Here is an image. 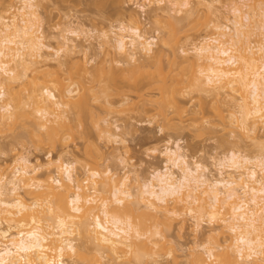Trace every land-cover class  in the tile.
Wrapping results in <instances>:
<instances>
[{
  "label": "bare ground",
  "instance_id": "6f19581e",
  "mask_svg": "<svg viewBox=\"0 0 264 264\" xmlns=\"http://www.w3.org/2000/svg\"><path fill=\"white\" fill-rule=\"evenodd\" d=\"M140 1L139 10L145 14L150 12L152 17L158 18L166 13L171 19V28L168 34L159 36L160 40L158 36V39L152 38L144 29L141 19L137 15H130L129 26L120 24L116 30L102 32L101 48L119 57H112V64L132 65L143 57L157 58L156 71L151 73L154 77L147 72L145 79L140 69L142 67L143 70L146 65L139 62L132 71L140 68L135 73L141 76L133 78L127 85H122V75L114 66L105 69L100 65L92 69L87 67L89 62L74 61L73 56L78 53L79 46L69 35L79 37L81 31L78 29H65L57 48L47 45L43 18L36 0H21L16 8L14 3L4 7V11L0 12V124L5 125V121H11V118L17 123L15 119L19 117L32 116L36 121L34 126L41 122L39 129H44L47 134L46 139L39 141L56 146L67 139L65 135L69 131H64L68 130V125L63 123L66 126L64 129L61 123L67 115L75 113L77 119L82 121L88 112L94 114L88 104L90 97L85 94L88 82L92 84V91L98 88L100 93L107 96L122 97L118 102L122 106L128 102L126 88L145 100L143 90L156 86L162 98L160 114L165 117L167 109H173L177 114L184 113L178 94L189 88H197L214 93L217 101L227 105L226 110L232 120L230 124L243 129L254 146H261L256 131L260 123L264 124V0ZM218 4L229 6L230 16L226 17V21L232 27L219 22L221 14L217 20L210 19L213 20L210 27L214 33L212 30L209 34L212 32L213 35L190 42L183 50L186 62L190 63L188 65L187 62L188 70H185L187 65L183 66L184 70L180 68L175 73L171 69L165 70L162 54H159L161 51L159 48L155 51V42L159 40L162 46L171 49L175 58L180 34L184 31L183 21L193 17L200 8L216 15L220 12ZM173 13H185L186 16L178 19ZM7 14L10 16L6 17ZM80 48H83V54H88L87 46ZM46 49L54 53L46 54ZM51 65L57 72L50 71ZM63 68H67L69 84L58 74ZM40 72L41 75L37 74ZM28 73L33 74L31 79L35 78L34 74L39 75L35 78L38 83L29 80L35 85L32 89L29 86L28 92L24 93L27 86L23 84L24 80L31 76ZM23 78L20 88L24 89L15 90L14 85ZM76 84L85 89L83 93L79 92ZM115 104L108 101L103 109L111 113ZM219 112L223 113V110L219 108ZM42 120L52 126L43 124ZM102 120L104 125L100 128L104 135L113 143L124 145L122 136L114 131L111 121ZM58 122L60 125L57 124V127ZM252 133L254 136L249 135ZM126 147L123 149L129 153V147ZM182 147L171 141H167L161 151L158 146L153 147L151 152H159L165 158L166 165L164 169L155 170L147 180L135 169L132 174L126 170L130 164L123 158L126 157L124 151L121 153L123 156L119 151L116 154L125 169L123 176L119 177L109 168L104 172L93 168L86 169L84 180L76 174L77 162L71 159L52 158L50 162L35 165L26 155L16 157L11 173H8V166L3 168L4 173L0 175V264H73V261L78 264H100L102 259L98 255L103 259L110 258L115 263L124 259L129 263H139L145 257L153 259L158 255L154 251L160 248L154 242L157 237L165 240L163 244L170 245L167 257H174V251L184 253L186 250L167 240L162 232L164 230L158 228L159 220L164 219L166 222L163 223L171 226L175 223L173 221L180 219L184 224L185 216L194 221L197 233L204 220L208 219L232 237V241L227 240L228 245L221 246L219 241H210L188 249L187 264H264V150L255 157L239 151L232 152L227 160H219L216 164L220 175L217 178L200 162H191ZM44 169L54 171L56 175L43 179ZM85 183H91V187ZM108 192L111 197L106 195ZM135 212L142 213L147 220H135ZM79 238H83L80 245ZM84 240L91 245L88 246L89 250L93 245L91 250L94 253L85 250L88 248ZM149 242H154L150 244L152 247L148 245ZM219 250L221 252L216 253ZM202 252L214 257L215 261L206 262ZM174 261L178 264L176 259ZM153 264H157V261Z\"/></svg>",
  "mask_w": 264,
  "mask_h": 264
},
{
  "label": "rangeland",
  "instance_id": "374dc122",
  "mask_svg": "<svg viewBox=\"0 0 264 264\" xmlns=\"http://www.w3.org/2000/svg\"><path fill=\"white\" fill-rule=\"evenodd\" d=\"M20 1L21 0H0V12L4 11V7L7 8L8 5H11L12 3H14V8L18 7V5L20 6ZM36 2H39L38 9L40 11L41 17L43 18V32L46 35L45 43L47 45L53 46L52 48H57L58 42L61 40L60 35L64 34L65 29H78V31H81L79 37L77 35H69L70 38L75 40L74 43L79 46L78 51H76L78 53H74V61L76 62L78 59V62H89L87 63V67L92 69H94L96 66H104L105 69H109L110 66H114L122 75V85H127L130 81L134 80L133 78L141 76L139 73H135V71H138L140 68L135 69L134 72L132 71V69L134 70V65L137 64L135 66H138L139 62L140 65H146L143 67V70L142 67L140 69V72H142L143 77L146 79V73L150 72L151 74L154 71L156 67L155 59L157 58H150V60L147 57H143V59H139L138 63L132 64L133 68H131L132 65L123 63L112 64L110 63V59L114 57V52L106 53V49L103 47L101 48L100 43L102 42V32L104 30H116L120 24H126V26H129L131 17L133 15H137L138 18L141 19L144 29L152 38H157V36H165V34H168L169 28H171L169 23V20L171 19L168 17V15H166V13L165 16L162 15L164 14L162 13V16L158 17V20V18L152 17L153 15L151 16L150 12L145 14L139 10L138 4L141 3L140 0H36ZM217 7L220 9V12L216 15H214L215 13L213 14V12L210 14L208 9L200 8L199 11L197 10V12L193 15V17L183 21V24L185 25L184 31L180 34V42L176 47L177 56L175 58L171 49L161 45V42H159L161 38L159 37V40L155 42L157 44L154 46L156 49H154L155 51H158L159 48L161 51L159 54H162L161 61L165 70L171 69L174 71V73L175 71L178 72L180 68L184 70L183 66L185 67L188 61L186 62L185 60L186 55L183 50L187 48L186 45H188L190 42H198V40L202 39L204 36L210 37V35H213L212 32L214 33V30L212 27H210L213 20L211 21L210 19L217 20V16L220 17L221 14L222 16L220 18L221 20L219 19V22L225 26L229 25V27H232L231 24H227L226 21V17L230 16L228 15L229 6L218 4ZM149 11H151V9H149ZM8 15L9 14H7L6 17ZM172 15L178 19L184 18L186 16L185 13H173ZM210 31H212L211 34H209ZM85 46H87L89 50L87 51V55L83 54L81 51L83 48H80ZM45 52L46 54L54 53L53 50L49 49H46ZM115 57L119 59L117 55H115ZM102 61H105L104 64ZM173 61L175 63H173ZM100 62H102L103 65ZM152 64H154V67H151ZM188 65H190V63ZM188 65L185 70H188ZM49 69H52L50 70L51 72L56 70L54 66L50 67ZM66 71L67 68H63L58 71V74L68 83L70 82L68 81L69 75ZM41 73L42 72L37 74L41 75ZM29 74L31 75L32 73H28V75ZM32 75L30 78L27 76L28 79L26 77V79L23 78L21 81H19L20 84L19 82L15 85L13 84L15 86V90L25 88L24 93H26L28 92L29 86H32L30 88L32 89L35 83H38L35 82L37 81L35 78H38L39 76L34 74L35 78L31 79L33 78ZM152 76L154 77L155 75L151 74L150 77ZM76 77L78 79V76ZM29 80H34V85L29 83ZM40 80L39 84H41L40 82L43 81ZM75 81L78 82V80ZM21 82L27 86L20 88ZM66 82L64 81V84ZM77 87L80 88V84H78ZM91 87L92 84L88 82L86 83L87 89L85 90L80 88L82 90L80 91L79 89V92L83 93V90H85V94L90 97V101L88 100L90 103L88 104H90L89 107L92 109L94 114H89L88 112V114H86L87 116H85L84 120L82 119V121L79 120V118L77 119V116L74 115L75 113L71 112L69 115H67L65 121L63 119L64 122H61L62 124L66 122V125H68V130L64 131V133L69 131L68 134L65 135L67 139L61 141L56 146H53L47 141H39L41 138L44 139L46 137L45 135L47 134H45L44 129H39L41 127L39 125L41 122L37 123V127L34 126L36 121L32 116L19 117L20 119H15L17 120V123L14 122L13 118H11V121H8L10 119L6 118L8 119L7 121L4 120L6 124H0V167L2 168H0V175L1 172L4 173L3 168H7L8 166L9 168L11 166L10 169L8 168V173H11V170L14 168V165L12 164H14L16 157L20 155H26L35 165L40 163L45 164L48 161L50 162L52 158L54 160H57L60 157H62L64 160L71 159L77 162L76 174L79 176V178L82 177V180L86 178L84 176L86 169L93 168H98L103 172L109 168V170L112 169V171L120 177L124 175L125 169L117 158L119 155L116 154H118L119 151L120 155L123 156L121 153L124 151V147L127 146L126 148L129 147V153H126L125 150L123 153L126 155V157L123 158H126V162L129 161L127 164H130V168L127 167L128 169L126 170L130 171L132 174L135 172L133 171L135 169L136 171L140 172L138 173L141 174L144 179L147 180L149 177H151L155 170L164 169L166 165L165 158L161 156L159 152H151L152 148L158 146L159 150L161 151V149L163 150L165 148L167 141H171V143L177 142L183 146V152L187 155L191 162H200L212 171L211 173H213L212 175H215L214 177L220 178L216 166L219 160H227L232 152L239 151L245 155L249 154L250 157H255L257 154L261 155L260 152H263L264 150V147H262L264 146V124L260 123L261 125H259V129L256 131V135L259 137L258 140L263 145L260 143L261 146H256V144L254 146L252 141L248 139V134H246L243 129L236 128V126L232 125V123L230 124L232 120L229 117L230 114L226 110L227 105H223L217 101L213 96L214 93L211 94L209 92L207 93L201 91L200 89L198 90L197 88H189L184 91V93L178 94L177 97L178 101H180V104L185 109V112L182 114H177L173 109H167V116L165 117L160 114L159 107L162 98L161 92L156 86L146 87L143 90L145 100H142L138 93L129 92V89L126 88V99H128L130 105H127V102L125 106H122L121 103H118L122 97L118 95H112V97L107 96L105 93H100V89L98 88H96L95 91L90 90ZM95 94L97 95L96 98ZM108 101L111 103L113 102V104H115V102L118 103L115 104L113 108L115 112L111 111V113H108L106 112L107 110L103 109V107H105L103 106L104 103L107 104ZM32 107H30V109L33 110ZM144 108L146 111H144ZM219 108L223 110V113L219 112ZM26 109L29 108L27 107ZM96 114H98L100 119L97 116L95 117ZM102 119H108L111 121L114 131L122 136L125 142L124 145L113 143L108 139V137L104 135V133L101 131L102 128H100L102 125H104L102 124ZM43 124L48 123L43 122ZM57 124L60 125L59 122L54 125L57 126ZM48 125L52 126L51 123ZM64 127V129H66L65 125ZM70 127L73 128H71L72 133L70 132ZM249 135L254 136L253 133ZM258 140L257 145L259 144ZM117 148L120 149L117 150ZM53 168L50 170H53ZM44 170V173L42 174L43 179L45 177L48 179L51 175H56V173L54 174V171L51 172L49 170ZM90 184L91 183H87L86 186L89 187ZM103 195H105V193L102 195L100 194L99 198L101 196L103 197ZM106 195L111 197L109 192ZM99 198L97 197V199ZM136 213L137 212H135L133 215L135 220L138 219L137 221L139 222L147 220L146 216L141 215L142 213ZM185 217V225L180 219L178 222L173 221V223H175L171 225L172 227L168 225L166 226L163 223V221L166 222L163 218V221L159 220L160 225L158 224V228L160 230H164L162 232H164L163 234L167 237V240L172 242L174 241V244L176 243L183 246V248L186 250L184 253L179 251L176 252V250L174 251V257H167L166 253L170 251V248L168 247L170 245L167 243L163 244L165 240L162 241L160 240V237H157L156 241L154 242H157L161 249L158 247L154 250L158 252V255L155 254L157 256H155L153 259L145 257L144 259L146 261L143 259L141 260L142 262L139 263H129L126 262L127 259H124L119 262L116 261L115 263L113 260V262H111L110 258L109 261L106 258H100L98 255V258L102 259L100 260V264H153L154 261H157V264H177L174 261L175 259L178 264H187V258L189 257L186 256L189 250L194 249L198 244H205L210 241L215 243L216 241H219V244L224 246L228 245V241H232V237L229 232H226L223 228L222 230L219 229V225L216 223H210L208 219L204 220V222L201 224L202 226L200 227V230L197 233L195 231L194 221H191L192 219H190L189 216ZM182 224L184 227H182ZM169 227L171 228L169 229ZM181 227L184 229H181ZM223 231H225V233ZM214 238H216V240ZM80 239L81 238L78 239L79 245L83 243V238L82 240ZM84 241L86 242L87 240ZM154 242H149L148 245L152 247L150 244H153ZM88 243L86 244L88 249H85V246L84 249L87 252L92 251L90 254L94 253V250H91V248H94L93 245L89 250L88 246L91 245H88ZM161 244H163V246ZM220 252L221 251L219 250V252L217 251L216 253ZM90 254L87 255L90 256ZM175 256L177 257L175 258ZM202 256L208 263H213L215 261L214 257H209V255L205 254L204 252H202ZM75 262L77 261L75 260ZM72 263L78 264L74 263V261Z\"/></svg>",
  "mask_w": 264,
  "mask_h": 264
}]
</instances>
